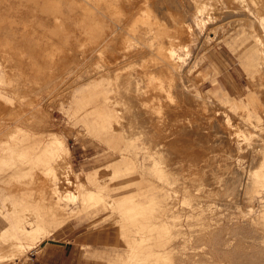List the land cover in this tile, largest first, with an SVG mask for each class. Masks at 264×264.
<instances>
[{"label":"rangeland","instance_id":"1","mask_svg":"<svg viewBox=\"0 0 264 264\" xmlns=\"http://www.w3.org/2000/svg\"><path fill=\"white\" fill-rule=\"evenodd\" d=\"M230 1L155 0L152 8L159 18H166L169 31L178 27L169 13H183L191 25V34L174 35L177 43H184L175 47L182 57L179 66L184 74L188 69L187 79L196 85L195 93L205 97L210 106L209 121L202 114L188 120L169 114L166 123H151L156 129L140 122L144 110L141 72L153 63H144L142 43L127 45L132 38L122 32L110 45V41L99 39L103 34L93 30L92 24L89 30L83 25L96 15L99 23H110L119 30L118 25L133 23L142 15V0H0V159L5 161L2 167L0 163V187L17 181L34 186L44 175H27L18 167H34L36 163L2 150L25 134L45 139L61 134L70 148L69 162L78 173V177L74 173L69 180L59 181L56 196H61L67 211L74 208L71 211H77L78 217L60 228L51 226L52 234L42 231L24 236L19 259L10 258L1 264H26L48 242L79 247L83 264H264V52L255 48L251 31L257 29L264 49V20H256L255 13L247 9L230 11ZM254 1L255 6L264 5L263 0ZM136 24L139 27L136 25L134 35L142 40V20ZM102 70H108L105 87L117 85L118 89L110 92L115 98L108 102L102 95L98 97L120 117L113 126L117 135L123 136L117 143L111 141L112 132L94 129L95 110L81 104L89 81ZM180 88L175 89L179 92ZM249 94L255 99L246 100ZM185 95L190 97L185 98L187 105L196 101L191 94ZM253 101L254 108L235 106V102L251 105ZM192 119L199 124H193ZM15 129L18 132L12 138L9 132ZM120 147L129 148L141 171L152 165L155 171L146 176L128 170ZM108 165H117L120 171L100 179L104 199L88 202L83 197L75 201L68 198L90 173ZM189 168L198 171L188 173ZM45 177L48 180L49 175ZM144 178L158 186L148 194L162 200L154 208L140 209L124 218L123 208L129 205H111L109 201L132 196L140 199V192L149 183ZM66 186L70 193L65 192ZM88 186L95 189L92 182ZM6 192L0 188V230L10 223L1 201ZM33 193L41 194L38 189ZM21 217L25 228L35 226L29 212H22Z\"/></svg>","mask_w":264,"mask_h":264},{"label":"bare ground","instance_id":"2","mask_svg":"<svg viewBox=\"0 0 264 264\" xmlns=\"http://www.w3.org/2000/svg\"><path fill=\"white\" fill-rule=\"evenodd\" d=\"M165 2H167V1H165ZM253 2H255V1L254 0H231L230 4H229V10L234 11L236 13L237 9H247L249 11V13H255L253 11V9L251 8V6H254V7H257V6H255L253 4ZM154 3H155V0H151V1L150 0H142V15H140L138 17V19L133 23H131V22L130 23L129 22L124 23L123 22L124 23L123 25H118L120 28V29L118 28L119 30L114 28L113 25L110 23H108V24L107 23L103 24L101 22L99 23V20H97L99 17L97 16L98 17L97 18L96 15L95 16L93 15L94 17L92 19L90 18L91 20L89 23L85 22V23H83V25L85 28H87V30H89V28L92 24L93 30H100L101 33L104 35V36L102 35L99 39L104 38L105 41H110V45H111V41L113 42L115 37L117 38V36L122 32H126L127 35L132 38V40H129V42H127V45H132V44H135V45L139 44L140 45V43H142V59L144 60V63H147V65H148V62H151V63L153 62V63L149 64L150 69L148 68V70H146V71L144 70L141 72L142 73V87H141V89H142V106H143L144 110L142 111L143 112L142 118H141L142 121H140V122H144V124H146V125L150 124L151 127H156V129H157V125L152 126L151 123H155V122H157L158 124H159V122L160 123H166L167 119H168L167 117L169 114L179 115L180 118L183 120H188L191 118H197L198 119L200 114H202L203 118H206V120H207L209 118L208 116H210V115L207 116L208 110H210L208 100L205 97L199 96L195 93L196 85H193L190 82V80L187 79L186 74L188 73V69H187L186 74H184V72H182V70L180 69L179 62H180V59L182 57H181V55L177 54V51L175 48L176 46H178V45L180 46V44L182 45L184 43H182V42L177 43L174 40V35L176 36L177 34L182 33V32L183 33L186 32L188 34H191V30H192L191 25L189 23L188 24L186 23V19L184 18L183 13H181V12H180L181 14L180 13H169L170 12V10H169V12H168L169 15L174 19L176 25H178L175 32L169 31L168 28L170 26L167 23L166 18H161V17L159 18L158 13H155V9H154L155 7L152 8L154 6ZM158 4H159V2H158ZM262 7H264V5H262ZM206 9H207V7H206ZM166 10H167V8H166ZM181 10H182V8H181ZM202 10H203V8L201 7L200 11H202ZM256 10L258 12L253 14L254 15L253 18H256V20L260 19L261 21H263L264 20V11L258 10V9H256ZM159 11H160V8H159ZM179 11H180V8H179ZM201 14H203V13H201ZM206 14H208V13H206ZM56 17H59V16H56ZM207 18L209 20V16H207ZM248 18H249V16H248ZM140 19L142 20V24H141L142 25V27H141L142 28V40H140L138 37H136L134 35L135 34L134 32H137V31H135V29L138 26V24H136V23ZM201 19H202L203 25H206L207 23L205 21L206 20L205 16L202 15ZM262 26L264 27V25H262ZM251 31H252L253 35L255 36L256 42H257L255 48L260 53L264 52V49L262 47H260V46H262V38L256 32L257 29L254 27V28H251ZM192 33H194V32H192ZM135 47H137V46H135ZM185 47H186V45H185ZM143 50H145V51H143ZM261 58H262V55H261ZM185 62L186 61H184V63ZM262 62H263V60H262ZM145 67H146V65H145ZM182 67H184V64ZM107 71L102 70V71L98 72L97 75L93 79H91V81H89V83H88V89L89 90L87 91V93L84 94V97L82 98L81 104L83 106H91V108H93L95 110L94 113H95L96 117H95V120L93 122L95 124L94 129L97 131L112 132L111 141L112 142L116 141V143H117V141L120 138H123V136H122V134L117 135L116 131L118 129L113 127V126H114V123L116 121H120V117H119L117 112H115L114 110H111L110 108L107 107V105L105 104L106 102L102 103L101 100L98 98L100 95H102L103 99L108 102L109 100L115 98L114 96L110 95V92L118 91L117 85L113 86L111 88L105 87V82L103 80L105 79L104 77H105ZM108 74H110V73H108ZM118 74H121V73H117V75ZM128 76L130 77V73ZM108 77H109V75H108ZM106 79H108V78H106ZM126 79L127 78L123 79L122 81H124ZM140 79H141V77H140ZM109 80L112 81L110 79V77H109ZM119 82H120V80L118 81V83ZM116 83H117V81H116ZM178 86L181 87L180 88L181 93H180V91L178 92V91H176L177 89H175ZM137 91L139 92L138 89H137ZM177 92L182 94V95H178ZM187 93L191 94L193 96V99L196 100L191 105L186 104L187 102H186L185 98L186 99L188 98V100H190L189 99L190 97H184V95ZM128 96H131V95L128 94ZM132 97H131V99H132ZM246 98H247L246 100L251 101V100L255 99V95L249 94L248 97H246ZM124 101H126V100H124ZM253 103H254V101L250 103L251 105H249V103L245 104V102H242V103L235 102V106H238V108L253 107L254 106ZM110 105H111V103H110ZM169 108H171V109L173 108L174 110L171 111V110H169ZM229 110H230V108H229ZM134 112H135V110H133L132 119L135 120V118H133L136 115V114H134ZM170 112H172V113H170ZM209 112H211V111H209ZM137 114H138V112H137ZM176 115H175V117H176ZM177 118H178V116H177ZM209 120H210V118L208 119V121ZM191 122L193 124H196V125L199 124V122H196L194 119H192ZM202 122H203V120H202ZM133 123H132V125H133ZM170 125H171V123H170ZM116 126H117V124H116ZM159 128L160 127H158V129ZM190 128H191V126H190ZM123 129H125V128H123ZM123 129H122V131H123ZM173 129H174V127H173ZM23 130H25V129H23ZM147 131H146V133H147ZM17 132H18V129L17 130L15 129V131L9 132V135H11V137L13 138L12 135L16 134ZM175 132H177V131L175 130ZM149 133H150V131H149ZM139 135H140V133H139ZM150 135L151 134H149V136ZM157 135H158V133H157ZM159 135H161V134L159 133ZM169 136H170V134H169ZM125 137H126V133H125ZM159 137H158L157 142L159 141V139H161ZM243 137H244V135H243ZM152 138H154V137L152 136ZM170 140H172V139H170ZM175 140H177V139H175ZM138 141H140V140H138ZM178 143L179 142L177 141V144ZM153 147H155V146L153 145ZM168 147H170V146H168ZM173 147H175V146L173 145ZM163 148L165 151V147H162V149ZM2 150L7 151V152H11V153L12 152L16 153L19 157L18 159H21L23 161L25 159H27L29 161L33 160L36 163V165L34 167H30V166L28 167L27 165H26V167H24V165H23V167L22 166L18 167L19 170L25 172L27 175H29V176L35 175L33 173H36V174L42 173L44 175H42L41 178H38V180L35 181L36 184L34 186L29 185L26 182L24 183V182H20V181L11 183L9 185H5V184L2 185L3 189H5L7 192H6V195L4 197H2L1 201L4 204V207H6L7 212L6 211L5 212H6V215H8V217H9L10 223L8 224L7 227L0 230V262L5 261V260L10 259V258L19 259L18 257L20 255V253L22 252L23 247L25 246V243L22 241L24 236L32 237V236H35L37 233L42 232V231L46 232V233L50 232L52 234L54 232H51V228H50L51 226L55 227V229L60 228L67 221H69L70 219H73V217H75L78 214V212L75 210L71 211L74 208L70 209V211H67V209H65L61 203V200H60L61 196H59L60 198L56 197V196H58L57 193L61 188V186L58 185L60 182H62L61 180L62 179L64 180V178H65V180H66V178H68L67 180H69L71 178V175L76 173L73 170L72 165L69 162V156L71 153L70 148L66 144L65 138L61 134H56V133L50 134V135H48V137H46V139L43 137L40 138V137L25 134L23 137L16 138L15 141L13 142V144H10V146L8 144V147H3ZM119 150L121 151L120 154H122L123 162L125 163V166L128 170L140 171L142 173V175H146V176H148L147 174H149V173L151 174V171L152 172L155 171V168L152 165L153 163L151 164L152 165L151 168L144 167V168H142V171H141V168L135 163L134 159L132 158L133 156H131L129 148L120 147ZM175 150H177V147ZM155 151H156V149H155ZM166 152H167V150H166ZM166 152H165V154H166ZM158 153H159V151H158ZM177 153H178V151H177ZM154 154H157V153L154 152ZM171 154H172V152H171ZM2 155H4V154L2 153ZM6 155L8 156V153ZM158 156H160V155H158ZM5 158H6V156H5ZM10 159H9V161H11ZM166 159L168 160V158H166ZM173 160H172V162H173ZM196 160H198V159H196ZM152 161H153V159H152ZM4 162H5L4 159H0L1 167H2V163H4ZM15 163H16V161H15ZM196 163L198 164L199 162L196 161ZM171 164H173V163H171ZM142 165H143V163H142ZM144 166H145V164H144ZM165 166H166V164H165ZM175 167H176V165H175ZM162 168H164L163 165H162ZM8 170H9V168H7V171ZM34 170H36L37 172H34ZM157 170L159 171L160 169L157 168ZM119 171H120L119 166L108 165L107 167L100 169L96 172H93L90 174L88 173L89 175L87 177V180L83 181L81 184L76 185V187H75L76 191L74 192L72 190L73 192L71 194H69L68 198L75 201L79 197H83V199L84 200L87 199L88 202H90L89 201L90 199H96V200L104 199L105 198V188H104V185L100 179L104 175L114 174V173L119 172ZM171 171L172 170H169V172H171ZM176 171H174V172H176ZM197 171H198V169H196V168L195 169H193V168L188 169V173L189 172L195 173ZM162 173H163V170H162ZM45 175H49L48 180H46ZM76 175H77L76 177H78V173H76ZM76 177H73V178H76ZM105 177H108V176H104L103 179ZM191 177H193V176H191ZM58 179H60V180H58ZM57 180H58V182H57ZM75 180H77V179H74L73 181H75ZM199 180L201 181V179H199ZM144 181H149V183L146 184V187L148 186V188H146V190H144L143 193L140 192V194H139L141 197L140 199H137L138 197L135 198L134 196H132V197L122 198L119 201H115V200L109 201V203L111 205H120V206H125L126 204L129 205L127 208H123L124 211L122 210L123 211L122 216L124 218L126 217L127 214H131L132 212H136L137 210H140V209L142 210V209H146V208H154V206L157 205V203L161 202L162 199H160L158 196L148 194V192L150 190L158 188V186L155 185L152 182V180H148V179L144 178ZM89 182H92L95 185V189L88 186ZM66 183H67V181H66ZM71 183H74V182L71 181ZM68 185H71V184H68ZM73 185L75 186V184H72V186ZM106 185L107 184H105V186ZM203 185H205V184L203 183ZM2 187H0V188H2ZM66 188H67V186L64 188V190ZM37 189L39 190V192L41 194L36 196V195H34L33 190H37ZM61 191H62V189H61ZM187 191H189V190L187 189ZM65 192L70 193V191H66V190H65ZM204 192H206V190H204ZM43 193L47 194V196L42 195ZM142 194L144 195L143 198H142ZM62 195H64V194H62ZM63 200H64V198H63ZM79 202H81V201H79ZM8 206H10V207H8ZM82 208H83V206H82ZM24 211L29 212V214H31L34 217V218L33 217L32 218L34 219L35 226L31 229L27 228V226H26V228L23 226V219L21 217V213ZM8 217H7V219H8ZM76 217H78V216H76ZM121 221H122V218H121ZM162 224L163 223H161L160 226H162ZM134 231H135V229H134ZM141 232H142V229H141ZM147 235H148V233H147ZM144 237H145V234L143 235V238ZM142 250H141V252H142ZM143 261H144V258H143ZM130 262H131V260H130ZM136 262H137V260H136ZM139 262H140V258H139Z\"/></svg>","mask_w":264,"mask_h":264},{"label":"crops","instance_id":"3","mask_svg":"<svg viewBox=\"0 0 264 264\" xmlns=\"http://www.w3.org/2000/svg\"><path fill=\"white\" fill-rule=\"evenodd\" d=\"M258 0L257 2L259 3ZM264 1V0H263ZM263 4L260 6L254 7L251 6L253 11L256 13L258 10H263L264 7H262ZM94 242H91L90 244L93 245ZM53 245L57 246V248L52 247ZM40 252L34 253L33 256H31L30 261H28L26 264H83V252L81 256L79 257V252L77 248L79 247H68V244L64 243H54V242H48L45 243L43 246H41ZM91 249H94L93 247ZM16 264H19L16 262Z\"/></svg>","mask_w":264,"mask_h":264}]
</instances>
